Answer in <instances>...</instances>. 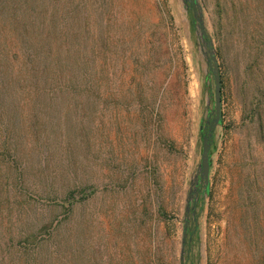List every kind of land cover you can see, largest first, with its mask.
<instances>
[{
    "label": "rangeland",
    "instance_id": "374dc122",
    "mask_svg": "<svg viewBox=\"0 0 264 264\" xmlns=\"http://www.w3.org/2000/svg\"><path fill=\"white\" fill-rule=\"evenodd\" d=\"M215 1L197 0L209 44L189 0L70 4L107 11L112 29L135 26L146 38L136 47L141 81L132 82L130 61L125 69L118 63L110 86L79 88L78 105L64 93L79 117L40 126L50 148L32 146L20 129L21 155L0 146V224L7 227L0 232L9 240L0 248L13 240L17 263L24 261L17 249L35 235L24 243L35 264H264V150L244 118L242 68L230 60L220 67L222 124L211 147L221 169L210 176L209 193H200V127L214 117L206 60L216 48ZM8 108H0V127L15 123ZM248 176L263 192L252 188L246 209ZM0 259L10 260L4 252Z\"/></svg>",
    "mask_w": 264,
    "mask_h": 264
},
{
    "label": "trees",
    "instance_id": "16d2710c",
    "mask_svg": "<svg viewBox=\"0 0 264 264\" xmlns=\"http://www.w3.org/2000/svg\"><path fill=\"white\" fill-rule=\"evenodd\" d=\"M75 1L0 0V108L9 107L15 122L10 127L7 123L0 127V146L9 156L21 155L19 129L28 135L32 146L41 143L50 148V139L41 134L40 126L69 122L71 114L79 117V88L96 90L110 86L118 63L125 69L130 61L132 82L141 81L136 79V72L143 62L136 47L145 46L141 43L146 38L135 35V26L112 29L109 22L103 21L108 12L101 8L70 7ZM189 9L193 10L192 5ZM213 11L219 67H226L230 60L236 68H242L241 84L249 90L242 98L244 118L252 125L255 143L264 150V0H216ZM66 91L77 96V105L64 95ZM65 102L74 105L70 108ZM60 145L58 142L57 146ZM245 185L248 193L243 201L247 200L244 207L248 209L254 205L249 201L252 188L263 190L256 178L251 180L249 176ZM247 220L245 215L244 225ZM0 226L7 228L3 223ZM33 236L21 243L22 250L16 251L24 258L22 263L14 260L17 255L11 250L16 246L11 240L8 246L0 248V256L4 252L10 260L3 263L0 259V264H35L36 258L25 245L33 241ZM4 240H8L7 234L1 231L0 241Z\"/></svg>",
    "mask_w": 264,
    "mask_h": 264
},
{
    "label": "water",
    "instance_id": "95a60500",
    "mask_svg": "<svg viewBox=\"0 0 264 264\" xmlns=\"http://www.w3.org/2000/svg\"><path fill=\"white\" fill-rule=\"evenodd\" d=\"M189 4L192 5L193 16L196 22V26L199 30L200 38L206 44L205 41L206 32L201 19V11L197 8V0H189ZM210 44L211 41H210ZM211 46V45H210ZM207 65L211 73L213 80V110L214 117L212 121L206 127H200L202 132V150L200 155V180L202 182V190L200 191L201 196H206L210 189V163H211V147L213 142V134L216 128L221 124L222 121V80L219 63L215 56L214 49L209 47V57L207 58Z\"/></svg>",
    "mask_w": 264,
    "mask_h": 264
},
{
    "label": "crops",
    "instance_id": "0c3cea01",
    "mask_svg": "<svg viewBox=\"0 0 264 264\" xmlns=\"http://www.w3.org/2000/svg\"><path fill=\"white\" fill-rule=\"evenodd\" d=\"M230 157H228L229 159ZM231 159V158H230ZM210 176H213V174L216 172V173H220V169H221V164L220 162L218 161V157L216 156H212L211 155V163H210ZM228 192H230V186H229V183H227V185L225 186V188L223 189L222 191V194L223 195H226L228 194Z\"/></svg>",
    "mask_w": 264,
    "mask_h": 264
},
{
    "label": "flooded vegetation",
    "instance_id": "af4514ba",
    "mask_svg": "<svg viewBox=\"0 0 264 264\" xmlns=\"http://www.w3.org/2000/svg\"><path fill=\"white\" fill-rule=\"evenodd\" d=\"M209 57V56H208Z\"/></svg>",
    "mask_w": 264,
    "mask_h": 264
}]
</instances>
